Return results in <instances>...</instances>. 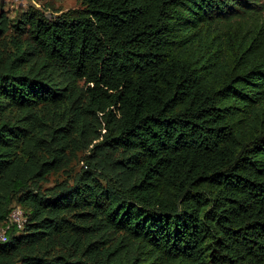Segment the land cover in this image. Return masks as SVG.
Instances as JSON below:
<instances>
[{
    "label": "trees",
    "instance_id": "obj_1",
    "mask_svg": "<svg viewBox=\"0 0 264 264\" xmlns=\"http://www.w3.org/2000/svg\"><path fill=\"white\" fill-rule=\"evenodd\" d=\"M10 27L28 38L0 58V226L28 221L0 263L264 264V0H83ZM76 78L102 157L42 189L63 157L33 121Z\"/></svg>",
    "mask_w": 264,
    "mask_h": 264
},
{
    "label": "rangeland",
    "instance_id": "obj_2",
    "mask_svg": "<svg viewBox=\"0 0 264 264\" xmlns=\"http://www.w3.org/2000/svg\"><path fill=\"white\" fill-rule=\"evenodd\" d=\"M82 6L83 0H0V15L7 21H15L29 9L37 8L46 16L54 17L69 9ZM20 32L22 35L12 27L1 31L0 58L9 59L16 52L19 43L26 46L28 35ZM54 74L59 81L63 79L64 72L61 68L54 69ZM72 84L73 100L67 107L65 105L44 107L38 110L40 120L33 121L40 134L55 142L53 147L63 157L59 170L53 171L46 180L39 182L42 189L72 183L84 170H95V164H98V160L102 157L97 153L96 145L102 141L105 129L85 111L84 79L76 78ZM12 260L14 264H19L15 257Z\"/></svg>",
    "mask_w": 264,
    "mask_h": 264
},
{
    "label": "built area",
    "instance_id": "obj_3",
    "mask_svg": "<svg viewBox=\"0 0 264 264\" xmlns=\"http://www.w3.org/2000/svg\"><path fill=\"white\" fill-rule=\"evenodd\" d=\"M28 221V216L24 208L20 205H15L4 224L0 226V244L8 241V233L12 229L23 230Z\"/></svg>",
    "mask_w": 264,
    "mask_h": 264
}]
</instances>
